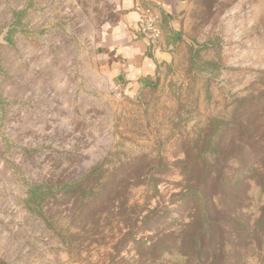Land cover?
<instances>
[{"label":"rangeland","instance_id":"374dc122","mask_svg":"<svg viewBox=\"0 0 264 264\" xmlns=\"http://www.w3.org/2000/svg\"><path fill=\"white\" fill-rule=\"evenodd\" d=\"M118 5L0 0V264H264V223L248 231L264 222V0H179L178 40L146 83L112 51ZM151 11L131 32L159 49L138 32ZM240 128L261 139L202 158ZM214 163L228 188L204 179ZM83 179L97 197L27 206L34 186ZM200 211L217 237L197 253Z\"/></svg>","mask_w":264,"mask_h":264},{"label":"trees","instance_id":"16d2710c","mask_svg":"<svg viewBox=\"0 0 264 264\" xmlns=\"http://www.w3.org/2000/svg\"><path fill=\"white\" fill-rule=\"evenodd\" d=\"M162 19L166 20L165 22L167 24L168 22L167 16H164ZM165 26L161 24L160 27L163 28V30L159 28L160 29L159 35H162V33H165V34L168 33L166 32V29H164ZM178 37H179L178 31L174 33L169 32V36H167L168 39L172 38L173 42H176L178 40ZM150 77L151 76H146V78L143 79V82L146 83ZM246 98H248V96L244 97L243 100ZM213 120L214 121L211 120V122L212 123L215 122V130H216L217 121H215L216 119H213ZM240 127L245 128V126H242V125H240ZM240 129L242 130V133L234 137H230L229 141L226 142L224 146L220 147L218 143L216 146H213L212 148H207L206 150H204L201 154L202 158L206 160L211 156H213L214 158H219V156L222 158L226 156L233 149L235 137H238V138L244 137L249 142H252L255 139L259 140V138L261 139V136L254 135L253 133L254 130L243 129V128H240ZM210 136L211 135H206L204 139V141L207 143V146H209L210 142H212V139ZM262 137H264V134ZM259 143L260 144H258V151L260 152L264 151V140H260ZM217 164L218 163H214L213 165L217 166L218 174L215 172L214 166H212L214 168L208 167V171L205 173L204 179L207 182H211L213 181V179H215V181H217L218 184L222 186H226L228 188L231 185V183L229 182L227 177L222 176V173L219 171V166ZM258 165L261 167L262 161L260 162L258 158H256L255 160L251 157L245 160L243 164L245 168H248L251 172H254V173L259 172ZM191 166L192 164L186 165L185 169L192 170L193 168ZM90 174L91 173H89V175ZM87 181L88 180L83 179L81 181H71V182H65L61 184H55L54 182H48L40 186H34L28 192L27 206L32 212L43 216L44 215L43 214L44 202L46 200V197H48L50 193L53 192V190H56L57 192H62L64 195H70V197L82 198L83 200H90L93 196L97 197V194L93 193L94 187L89 186L87 184ZM187 192H188V195L199 197V190L197 187L190 186L189 188H187ZM193 221L199 224L198 233H196L193 237H190V239H193L192 240L193 251L196 250L197 252L199 249H202V244H201L202 242H204L205 240H209V238L212 240H215V238L217 237V234L215 235L212 234V237H209L210 229H206L207 227L206 225L209 224L208 226H210V224H212V220H210L208 215L204 214L203 211H200V216L198 213L195 214V217H193ZM263 223H264L263 219H261V220H257L256 222H254V224L250 225L248 231L252 234L253 237L257 238L260 236Z\"/></svg>","mask_w":264,"mask_h":264},{"label":"crops","instance_id":"0c3cea01","mask_svg":"<svg viewBox=\"0 0 264 264\" xmlns=\"http://www.w3.org/2000/svg\"><path fill=\"white\" fill-rule=\"evenodd\" d=\"M117 2L119 9L122 10V23L117 29L118 31L115 30L114 32V41L111 44L113 46L112 51L123 57L124 64L138 61L135 67L127 68L129 74L126 73V75L130 76L129 79L137 76V81L143 80L146 76H151L152 72H156L170 59V52L166 50L165 45L170 47V43H173L172 38H167L169 32H177L174 22L176 21L175 12L179 6V0H117ZM151 10L155 13L156 18H159V22L164 16H167L168 22L164 29L168 33H162L160 39L162 45L159 49L147 46L141 38L134 37L136 34L131 32L138 18ZM125 66L123 65V67Z\"/></svg>","mask_w":264,"mask_h":264},{"label":"built area","instance_id":"2783aa9c","mask_svg":"<svg viewBox=\"0 0 264 264\" xmlns=\"http://www.w3.org/2000/svg\"><path fill=\"white\" fill-rule=\"evenodd\" d=\"M138 32L149 45H155L158 41L156 18L149 14L138 22Z\"/></svg>","mask_w":264,"mask_h":264}]
</instances>
